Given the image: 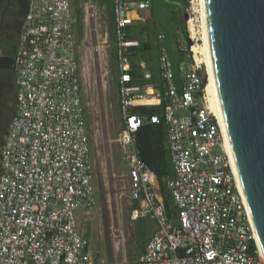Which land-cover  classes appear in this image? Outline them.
<instances>
[{
	"label": "built area",
	"instance_id": "built-area-1",
	"mask_svg": "<svg viewBox=\"0 0 264 264\" xmlns=\"http://www.w3.org/2000/svg\"><path fill=\"white\" fill-rule=\"evenodd\" d=\"M110 2L122 119L116 141L130 198L139 204L131 217L149 214L156 221L133 264H264L200 64L194 59L177 83L161 34V85L144 61L145 83L134 84L130 52L139 40L128 36L127 27L136 20L133 11L150 10L152 1ZM75 35L71 0H29L12 55L14 110L0 146V264H96L77 216L95 205V186ZM183 52L194 58L186 47ZM139 105L163 106L145 117L133 111ZM146 119L165 127L172 170L166 187L174 213L137 147Z\"/></svg>",
	"mask_w": 264,
	"mask_h": 264
},
{
	"label": "rangeland",
	"instance_id": "rangeland-1",
	"mask_svg": "<svg viewBox=\"0 0 264 264\" xmlns=\"http://www.w3.org/2000/svg\"><path fill=\"white\" fill-rule=\"evenodd\" d=\"M152 1L158 31L165 33L173 29L175 55H178L179 50L183 52L184 47L191 51V55L192 46L202 43L197 0H193V3L189 0L188 4L183 1V8L177 2L180 0ZM71 3L76 17L73 50L84 75V102L95 186V205L87 211H77L78 222L81 232L87 234L89 250L96 264H133L141 253L140 243L145 244L150 239L156 221L149 214L139 219L131 217L130 207L134 201L129 194L126 160L116 141L122 119L118 107L116 39L111 34L110 11L96 0H71ZM78 9H82L83 13L82 38L77 36ZM190 19L195 29L192 36L188 26ZM183 20L189 41L181 29ZM148 33L151 31L148 30L142 36L147 37ZM143 56L147 63L149 55L145 53ZM183 57L180 72L191 65L189 59L194 63L192 56ZM200 67L206 72L203 63H200ZM146 69L149 70L148 65ZM157 186L159 191V184ZM162 195L172 201L166 181Z\"/></svg>",
	"mask_w": 264,
	"mask_h": 264
},
{
	"label": "water",
	"instance_id": "water-1",
	"mask_svg": "<svg viewBox=\"0 0 264 264\" xmlns=\"http://www.w3.org/2000/svg\"><path fill=\"white\" fill-rule=\"evenodd\" d=\"M202 8L219 119L264 259V0H202Z\"/></svg>",
	"mask_w": 264,
	"mask_h": 264
},
{
	"label": "trees",
	"instance_id": "trees-1",
	"mask_svg": "<svg viewBox=\"0 0 264 264\" xmlns=\"http://www.w3.org/2000/svg\"><path fill=\"white\" fill-rule=\"evenodd\" d=\"M96 1L100 5H104L107 9H109L110 23L112 25L111 34L113 37H115L114 17H113L112 4L110 0H96ZM180 1L181 2L179 1L177 2L181 4V8H183L184 3L188 4L189 2V0H180ZM7 2H8L7 0H0V23H1V15H3L0 38H2L4 33L7 34L5 38L7 39V41L4 46V52L0 54V71L2 72V76L4 75L5 77L11 78L10 71H12L11 70L12 55L15 51L18 32L20 29L21 22L26 13L29 0H9L8 4ZM6 5L7 8L4 10ZM151 9L154 11L153 1H152ZM82 16H83L82 9H78L77 21L79 26L77 29V36L79 38H82L83 36ZM153 18H152V22L145 26L141 27L140 25H134L127 27L128 36L139 40V45L137 47L132 48L130 52L131 67L134 76L132 82L134 84L145 83V81L142 79L143 69L140 67V62L144 58L143 55L147 53L149 55V57L147 58L148 59L147 64H148V69L151 71L152 74V80L153 82L159 83V85H161L159 78V71L157 67V61H156V57L159 50V43L157 39L159 36V31L155 25V16ZM178 19H180V17H178ZM184 20L181 21V29L186 40L189 41ZM150 26L151 28H149ZM148 30H150L151 33H148L147 37L142 36V34L144 33L143 31H145L146 33ZM165 40H166V36H164L163 44L167 47L168 56L172 62L175 73V80L178 83L179 75H180L179 66L181 62L184 61L183 56H185V53L179 50L177 52L178 55L176 56L174 50L170 48V43ZM189 60H191L190 63H192V59ZM199 72L203 78V84L205 86L207 74L202 68L199 70ZM11 90L12 93L11 91L9 92L10 97L9 99H7L6 102L8 106H10V108H11L10 103L13 102L14 104V98L16 92L15 86H14V92H13V86ZM162 106L163 105H139L133 107V111L141 116L147 117L148 115L153 113L156 114L160 113ZM0 110L6 116L9 113V111L5 107L4 109L0 107ZM8 123L9 122H7V124ZM2 132L3 130H0V146L2 144V138H1ZM166 138L167 137H166L165 127L162 122L151 123L146 119L144 124L138 130L137 139H136L140 156L148 164L151 170L155 173L162 194L166 179L172 177V170L170 165L169 151L167 147ZM163 199L169 213H171L172 211L174 213V207L172 206V201L167 199L164 195H163ZM138 205H139L138 202L134 201L130 208L131 209L136 208L138 207ZM145 245L146 243L145 244L143 242L140 243L139 248L141 249V252L144 250Z\"/></svg>",
	"mask_w": 264,
	"mask_h": 264
},
{
	"label": "bare ground",
	"instance_id": "bare-ground-1",
	"mask_svg": "<svg viewBox=\"0 0 264 264\" xmlns=\"http://www.w3.org/2000/svg\"><path fill=\"white\" fill-rule=\"evenodd\" d=\"M196 4H198V8L196 10H198V13H199V16H200L199 18H200V21H201L200 25H201L202 43L199 44V45H193L191 49H192V52L194 53L195 61L198 64L203 63L204 66H205L207 79H206V83H205V86H204V93H205V96L207 98V103H208L211 111L213 112V114L215 115V117L218 119V121L220 123L218 109H217V104H216V99H215V94H214V89H213V84H212V80H211L210 68H209L208 52H207L205 31H204L202 0H197ZM193 24L194 23H192V19H190L189 22H188V26H189V31L191 33V36L195 33V29H194V25ZM220 125H221V123H220ZM224 144H225L226 149H227L225 138H224Z\"/></svg>",
	"mask_w": 264,
	"mask_h": 264
},
{
	"label": "flooded vegetation",
	"instance_id": "flooded-vegetation-1",
	"mask_svg": "<svg viewBox=\"0 0 264 264\" xmlns=\"http://www.w3.org/2000/svg\"><path fill=\"white\" fill-rule=\"evenodd\" d=\"M2 27V24H1ZM1 27H0V32H1ZM7 36V34L4 33V35L2 36V38H0V54H2V52H4V46L5 43L7 41V39H5ZM17 41V40H16ZM11 73V78L10 77H5L4 75L2 76V72L0 71V107L2 109H4V107L9 111L8 115L6 116L5 114H3L0 110V130H3L2 132V136L3 133L6 129V126L8 125L7 122H9L11 115L13 113L14 110V104L13 102L10 103V106H8L7 99H9V95H10V91L12 93V86H13V92H14V79H13V72L10 71ZM10 87V89H9ZM16 89V87H15ZM2 138V137H1Z\"/></svg>",
	"mask_w": 264,
	"mask_h": 264
},
{
	"label": "crops",
	"instance_id": "crops-1",
	"mask_svg": "<svg viewBox=\"0 0 264 264\" xmlns=\"http://www.w3.org/2000/svg\"><path fill=\"white\" fill-rule=\"evenodd\" d=\"M152 1V0H151ZM145 13H143V12H140V11H133V15H134V17H135V22L131 25V26H134V25H140L141 27L142 26H145V25H147V24H149V23H151L152 22V18L155 16L154 14H155V12L152 10V9H150V10H148V11H144ZM173 18V17H172ZM154 19V18H153ZM172 22V21H171ZM172 26L174 27V21H173V24H172ZM144 33H145V31H143ZM163 33V34H162ZM163 35V36H166V40H169V41H171V42H169L170 43V48L173 50V45H172V43H173V29L171 30V31H169V32H166L165 31V33L162 31H159V35ZM165 40V41H166ZM163 41H164V39H163ZM16 46V45H15ZM142 61H144L145 63H146V61H145V57L143 58V60ZM146 65H148L147 63H146ZM144 70V69H143ZM155 230V229H154ZM153 230V231H154Z\"/></svg>",
	"mask_w": 264,
	"mask_h": 264
}]
</instances>
